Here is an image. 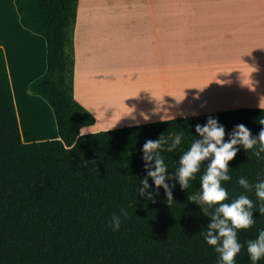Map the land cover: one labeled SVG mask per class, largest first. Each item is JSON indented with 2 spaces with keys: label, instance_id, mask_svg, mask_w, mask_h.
I'll use <instances>...</instances> for the list:
<instances>
[{
  "label": "trees",
  "instance_id": "trees-1",
  "mask_svg": "<svg viewBox=\"0 0 264 264\" xmlns=\"http://www.w3.org/2000/svg\"><path fill=\"white\" fill-rule=\"evenodd\" d=\"M78 0H14L21 26L46 42V71L29 85L52 109L58 139L23 143L14 100L0 48V264H221L214 246L206 243L207 226L215 207L199 199L201 177L211 157L202 161L189 187L178 179L179 160L195 131L208 118L225 128L228 142L237 125H245L253 138L264 128V109L240 108L174 118L114 130L80 134L94 124V116L73 97L72 36ZM183 133L172 151L175 134ZM163 138L156 154L167 166L165 184L172 193L147 177L142 148L146 140ZM264 147L237 144L228 163L230 180L221 186L228 193L224 203L247 195L254 203L249 229L237 230L242 245L235 264H253L248 241L264 231V201L255 195V184L264 181ZM243 177L253 187L242 188ZM148 179V187L141 181ZM143 189V194H141ZM121 216L113 231V215ZM256 264H264L262 257Z\"/></svg>",
  "mask_w": 264,
  "mask_h": 264
},
{
  "label": "crops",
  "instance_id": "crops-1",
  "mask_svg": "<svg viewBox=\"0 0 264 264\" xmlns=\"http://www.w3.org/2000/svg\"><path fill=\"white\" fill-rule=\"evenodd\" d=\"M0 48L22 142L58 139L52 109L29 92L46 42L21 26L14 0H0ZM72 54L73 97L95 119L80 134L264 109V0H78ZM114 97L126 102L109 106Z\"/></svg>",
  "mask_w": 264,
  "mask_h": 264
},
{
  "label": "clouds",
  "instance_id": "clouds-1",
  "mask_svg": "<svg viewBox=\"0 0 264 264\" xmlns=\"http://www.w3.org/2000/svg\"><path fill=\"white\" fill-rule=\"evenodd\" d=\"M195 131L201 139L192 142L190 149L185 152L179 160L178 179L182 189L189 187L190 180L194 179V174L198 172L202 161L211 157V162L207 166L205 174L201 177V191L199 196L190 197L197 200L209 208L215 207L211 215V222L207 226L206 243L214 246L215 252L219 254L221 264H235V258L240 253L242 245L237 240V230L251 228L255 220L252 218L254 207L253 201L247 195H240L231 203H224L228 199V193L221 186L222 181L230 180L228 163L236 156L235 146L239 143L247 149H253L257 142L264 146V128L259 132L258 138H253L251 131L243 124H239L234 129L228 142H224L225 128L218 124L217 120L208 118L205 125H196ZM183 133L175 134L172 145L168 151H172L181 143ZM166 141L163 138L146 140L142 152L145 166L154 160V170L147 171V177L151 178L157 188L163 187L165 195L171 203L172 193L165 184V173L167 166L162 156L156 154L157 149H162ZM260 152H264V147L253 153L259 157ZM144 188L148 187V179L141 181ZM239 185L246 191H250L253 185L245 178L241 177ZM143 194V189H141ZM255 195L264 201V181L255 184ZM264 213V207L260 208ZM121 216L126 214L122 211L120 215H113L110 226L113 231L119 230L121 226ZM247 253L253 264H256L264 257V231L259 232L258 239L248 241Z\"/></svg>",
  "mask_w": 264,
  "mask_h": 264
},
{
  "label": "bare ground",
  "instance_id": "bare-ground-1",
  "mask_svg": "<svg viewBox=\"0 0 264 264\" xmlns=\"http://www.w3.org/2000/svg\"><path fill=\"white\" fill-rule=\"evenodd\" d=\"M180 75V74H179ZM187 75V74H186ZM190 75V74H189ZM177 76H178V74H177ZM175 78V77H174ZM177 78V77H176ZM176 78L174 79V81L176 80ZM182 79H184V77L182 76ZM186 79V78H185ZM189 79V78H188ZM179 80H181V79H179ZM178 80V81H179ZM177 81V80H176ZM182 82V81H181ZM174 85H178V83L176 82ZM180 86H181V84H180ZM178 87V86H177ZM125 95V94H124ZM127 96V95H126ZM116 99V101L115 100H113V99ZM114 98H109V100L111 101H113V102H123V100H125V99H123V100H120L119 98H116V97H114ZM108 100V102H106V103H108V105L109 106H111V104L110 103H112V101L110 102ZM118 100V101H117ZM120 100V101H119ZM124 102H126V100L124 101ZM107 105V106H108ZM103 106V108H104V111L106 110V111H108V109H109V107H108V109L105 107V105H102ZM112 106H113V104H112ZM106 108V109H105ZM105 111V112H106ZM106 114H110V112L108 111V112H106ZM24 125H25V127H26V129H31V128H33V125H34V117H33V115H30V114H26V115H24Z\"/></svg>",
  "mask_w": 264,
  "mask_h": 264
}]
</instances>
